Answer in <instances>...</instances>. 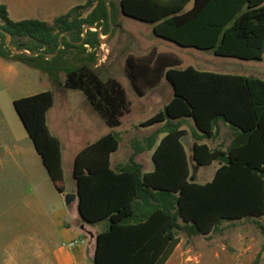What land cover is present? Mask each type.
Listing matches in <instances>:
<instances>
[{
  "label": "trees",
  "instance_id": "16d2710c",
  "mask_svg": "<svg viewBox=\"0 0 264 264\" xmlns=\"http://www.w3.org/2000/svg\"><path fill=\"white\" fill-rule=\"evenodd\" d=\"M119 0L111 3L113 34L117 14L151 25L153 35L183 49L209 51L216 57L264 62V0ZM109 33L105 0H87L55 18L52 24L38 20L13 22L0 4V58L22 62L45 73L54 87L80 91L111 130L121 126L130 113L124 89L113 79L102 80L94 70L98 33ZM2 31V32H1ZM15 48L30 58L14 55ZM62 36L63 48L53 59ZM173 55L152 49L142 57L128 56L125 75L140 97L165 78L172 97L163 111L142 127L162 124L145 145L133 144L134 153L116 170L110 158L119 148L118 134L109 133L82 149L74 158L72 176L78 189L77 212L82 224L101 225L95 237L94 264H165L187 237L220 233L225 223L248 222L264 217V80L256 77L181 69ZM64 75V81H61ZM29 139L40 156L56 190L63 193L61 143L47 126L53 107L50 91L13 102ZM192 122L191 161L197 167L220 162L210 183L189 181L190 167L182 143L181 128ZM219 123L235 132L229 146L211 150L198 144L216 139ZM160 134L165 136L155 147ZM155 147L154 171L143 173L135 156ZM256 226L264 238V224ZM264 252V242L262 245ZM259 258L253 262L258 264Z\"/></svg>",
  "mask_w": 264,
  "mask_h": 264
},
{
  "label": "rangeland",
  "instance_id": "374dc122",
  "mask_svg": "<svg viewBox=\"0 0 264 264\" xmlns=\"http://www.w3.org/2000/svg\"><path fill=\"white\" fill-rule=\"evenodd\" d=\"M113 1L118 6L119 0H111V3ZM85 3L86 0H0L11 21L39 20L50 25L54 17L64 15L70 9ZM115 21V33L107 38L108 34L99 32L102 40L100 46L96 50L87 47L84 54L85 57L88 53H95L97 61L93 68L99 77L104 81L116 80L125 91L130 113L122 117L121 126L115 130L109 129L102 122L82 92L56 88L47 74L22 62L0 59V264H60L61 253L74 252L73 250L80 247L67 251L62 248V244L74 241L72 239L75 232L83 226L76 213L75 201L66 207V217L61 220L63 227L70 225L69 233L64 235L61 229L54 228L53 215L62 208L65 210V202L48 177L14 109L15 100L52 92L53 107L46 117L47 126L50 133L61 143L64 193L72 195L76 192V183L72 176L73 161L78 152L101 137L114 133L119 135L120 143L118 150L111 155V168L127 163L133 154V144H141L154 129L153 126L142 127L141 124L163 111L172 97L171 86L165 78L157 87L147 90L144 96H138L125 75V61L128 56L142 57L156 48L160 53L181 59V69L191 66L200 71L264 80V62L221 58L209 51L183 49L173 43L156 39L151 25L118 14ZM56 56L50 55L48 59ZM64 79V75H61V81ZM188 125L192 127V123L189 122ZM188 127H182L185 137L191 134ZM225 136H228L227 132ZM142 159L144 163L150 162L148 155ZM198 169L193 165L192 178ZM193 183L203 184L200 181ZM43 220L47 242L32 246L26 244L28 240L38 238L36 235L41 230ZM223 228L221 234L224 237L220 238L216 234L213 239L206 241L200 238L187 239L186 235L179 233L178 239L182 242L177 248L176 256L184 253L194 257L199 253L215 251L225 258V262H229V256L237 251L229 238L263 237L252 223L236 227L223 225ZM87 237L84 235V238ZM17 238L23 239L25 243L14 244L13 241ZM14 246L16 250H13ZM74 264H92V256H87L83 251L82 258L76 259Z\"/></svg>",
  "mask_w": 264,
  "mask_h": 264
},
{
  "label": "crops",
  "instance_id": "0c3cea01",
  "mask_svg": "<svg viewBox=\"0 0 264 264\" xmlns=\"http://www.w3.org/2000/svg\"><path fill=\"white\" fill-rule=\"evenodd\" d=\"M160 1L163 3L169 2V0H160ZM192 5H193V0L187 5L186 10H190L192 8ZM118 15H122V14H118ZM55 18H57V17H54L52 19V22ZM42 22H44V21H42ZM151 29H152V33H153V27L152 26H151ZM156 39L159 40V38H156ZM160 41H161V39H160ZM153 49H155L158 54H166V53L158 52V50L156 48H153ZM166 55H169V54H166ZM46 120H47V118H46ZM190 123H192V122H190ZM188 124L184 125L183 127H188L189 126ZM161 127H162V124H158V125L153 126L154 129L151 130L150 136L145 138L143 140V142L141 143V145L144 146L145 140L152 137ZM188 128H189L191 134L189 136H186V137L184 136L182 139V143L185 147V151L187 153L189 167H190L189 181L190 182L200 181L203 184L210 183L213 180L214 175H215L216 171L219 169V167L221 166V164H220V162H213L209 166L200 167V169H198V167L194 163H192L191 155H192V146L194 144L193 131H192L194 128L193 123H192V127H188ZM181 130H182V128H181ZM226 132L228 133V136H225ZM217 133H218V135H217L216 139L210 140V141L209 140H202L198 144L206 145L211 150L217 149V150L225 151V149L229 146V144L233 140L235 132L233 130H231L227 125H225L223 123H219L218 127H217ZM223 133H225V134H223ZM229 133H231V134H229ZM164 136H165L164 134H160L158 136L155 147L160 143V141L163 139ZM155 147L152 150L144 151V152L135 156V162L137 164L142 165L143 173H151L154 171V163L152 160V156H153ZM133 153H134V150H133ZM147 155L150 158V162L144 163V160L142 159V157L147 156ZM40 160H41V158H40ZM110 163H111V160H110ZM42 165H43V163H42ZM121 165H123V164L116 165L113 170H116ZM193 165L198 170L197 171L195 170L197 172V175L195 172V174L193 175V178H192L191 176H192ZM208 169H211V170L208 171ZM76 189H77V187H76ZM64 192L63 193L58 192L59 194H61L63 199H64V195L66 194ZM76 192H77V190H76ZM76 192L74 194H76ZM75 201L74 202L76 203V208H77L78 200L76 199ZM64 205H65V207H64L65 210L62 208L58 212L54 213V215H53L54 224L53 223L52 224H53L54 228L58 227L59 229H61L62 234L67 235L70 231V225H68L67 227H63L61 224V220L65 219V217H66V213H67L66 209L68 208V206L65 203H64ZM76 213H77V216H79L78 212H76ZM263 219H264V217L260 220L254 219V221L251 220L248 222L242 221V222H236V223H225L223 225H227L229 227H236L238 225H245L247 223H252L256 226V221H257V223L264 224ZM85 227L87 228V230H85ZM101 228H102L101 225H96L94 227H91V226L83 224V226L81 228H79L78 231L75 232V236L73 237L72 240L82 239V240H85L86 243L84 245H80V247H78L77 250H73L74 252H68L65 254L61 253V255L59 257V259H60L59 263L61 262L60 264H74L76 262V259L82 258V252L85 251L87 256H92V264H94L93 257H94V250H95V237H96V234L101 231ZM223 230H224V228L222 226L221 232L217 233V234H219L218 236L220 238L224 237V235L221 234V233H223ZM84 235L88 236L87 237L88 239L84 238ZM213 235H216V234H210L207 236L199 235V236L191 237V238L186 236V238L187 239L200 238V239H202V241H206L207 239H213ZM36 236L38 238H36L35 240H33V239L28 240L26 242V244H30L32 246L33 244H40V243L45 244L47 242L45 220L42 221L41 230L39 229ZM253 238L249 237V236H238L235 238H229V241L234 243L235 247L237 248V251L233 252L234 254L232 256H229V260H230L229 262H225L223 260L225 258L221 257L219 255V253H217L215 251L199 253L197 256H194V257H191L189 254H184V253L181 254V256H176L177 248H178L179 244L182 242V240H181V242L179 241L176 249L173 251L171 257L167 260V262L165 264H253V262L255 260H257V258H260L261 263H259V264H264V262L262 261V260H264V252L262 251V245L264 242V240H263L264 238L263 237L257 238V239H253ZM215 240H218V239H215ZM219 241L224 242L225 240H223V241L219 240ZM13 243L14 244H23L25 242L23 239L17 238L13 241ZM244 243L246 245H244ZM83 247H84V249H83ZM13 250H16L15 246H14ZM67 251H70V250H67ZM178 260H180V262H177Z\"/></svg>",
  "mask_w": 264,
  "mask_h": 264
},
{
  "label": "water",
  "instance_id": "95a60500",
  "mask_svg": "<svg viewBox=\"0 0 264 264\" xmlns=\"http://www.w3.org/2000/svg\"><path fill=\"white\" fill-rule=\"evenodd\" d=\"M105 1H106L107 11H108V16H109V33H108V36H107V38H109L112 35V33H113V21H112V13H111V8H110L111 0H105ZM88 30H95L98 33L99 43L100 44L102 43L101 35L99 33L100 30L97 27H95V26H84L83 27V38H82V40L79 43H77V46H80L84 42V40L86 38V33H87ZM4 34H5V43H6V46L11 51L12 54H14V55H25V56L30 57V58H34V57H37V56H40V55L43 54L41 52H36V53L30 54L29 52L23 50L21 47L15 48L11 44V37H10V35L7 34V33H4ZM62 36H64V34H62L59 37V48L55 52V54L52 55V57H54L55 55H57L58 52L63 48ZM55 189H56V187H55ZM76 190H77L76 194H72V195L65 194L64 195V202H65V204L67 206H69L71 203H73L76 199L79 201L78 189H76Z\"/></svg>",
  "mask_w": 264,
  "mask_h": 264
},
{
  "label": "built area",
  "instance_id": "2783aa9c",
  "mask_svg": "<svg viewBox=\"0 0 264 264\" xmlns=\"http://www.w3.org/2000/svg\"><path fill=\"white\" fill-rule=\"evenodd\" d=\"M85 243H86L85 240L76 239V240L71 241L69 243L62 244V248L65 249V250H70V249H73V248H75L77 246L84 245Z\"/></svg>",
  "mask_w": 264,
  "mask_h": 264
}]
</instances>
